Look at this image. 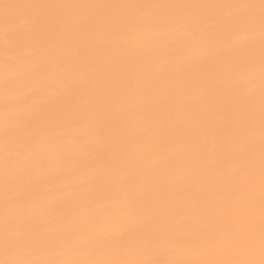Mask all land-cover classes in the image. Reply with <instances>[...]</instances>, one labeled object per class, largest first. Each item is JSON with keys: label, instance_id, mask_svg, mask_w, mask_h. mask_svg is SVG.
<instances>
[{"label": "bare ground", "instance_id": "bare-ground-1", "mask_svg": "<svg viewBox=\"0 0 264 264\" xmlns=\"http://www.w3.org/2000/svg\"><path fill=\"white\" fill-rule=\"evenodd\" d=\"M259 4L0 0V260L258 259Z\"/></svg>", "mask_w": 264, "mask_h": 264}, {"label": "snow or ice", "instance_id": "snow-or-ice-1", "mask_svg": "<svg viewBox=\"0 0 264 264\" xmlns=\"http://www.w3.org/2000/svg\"><path fill=\"white\" fill-rule=\"evenodd\" d=\"M11 7V5H5ZM255 7V5H249ZM261 27L264 32V0H260L259 4ZM9 39L12 37L9 36ZM264 43V41H262ZM261 198H260V230H259V258L256 257V235L255 227L251 219L248 221L247 231L244 233L236 231L232 238L227 242L224 249L221 251L231 252L244 256L240 259H216L209 261L185 262V264H264V52L261 57ZM41 166L46 164L43 157H39ZM5 247L21 246L19 243H14L8 238L7 230L5 231L4 239ZM0 264H174V262L158 261V260H111V261H84L73 259H49V260H34L25 258L4 259L0 260Z\"/></svg>", "mask_w": 264, "mask_h": 264}]
</instances>
